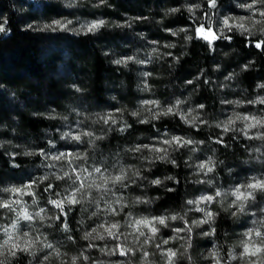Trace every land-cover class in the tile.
<instances>
[{"label":"clouds","instance_id":"1","mask_svg":"<svg viewBox=\"0 0 264 264\" xmlns=\"http://www.w3.org/2000/svg\"><path fill=\"white\" fill-rule=\"evenodd\" d=\"M17 31L59 55L0 79V264H264V0H0Z\"/></svg>","mask_w":264,"mask_h":264},{"label":"trees","instance_id":"2","mask_svg":"<svg viewBox=\"0 0 264 264\" xmlns=\"http://www.w3.org/2000/svg\"><path fill=\"white\" fill-rule=\"evenodd\" d=\"M120 7L125 9L124 4ZM193 54L196 55L195 48ZM58 55L51 46L41 48L36 38L17 31L0 46V79L10 84L31 86L27 82L34 77H42ZM43 57L45 60L41 62Z\"/></svg>","mask_w":264,"mask_h":264},{"label":"rangeland","instance_id":"3","mask_svg":"<svg viewBox=\"0 0 264 264\" xmlns=\"http://www.w3.org/2000/svg\"><path fill=\"white\" fill-rule=\"evenodd\" d=\"M124 7H125V10H131V11H138L139 10V5L138 4L135 7H133L131 5H128V4H124Z\"/></svg>","mask_w":264,"mask_h":264}]
</instances>
